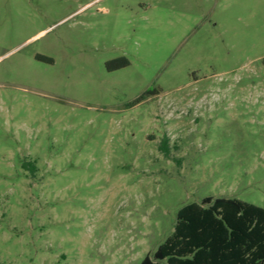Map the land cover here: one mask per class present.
Segmentation results:
<instances>
[{
  "label": "rangeland",
  "instance_id": "obj_1",
  "mask_svg": "<svg viewBox=\"0 0 264 264\" xmlns=\"http://www.w3.org/2000/svg\"><path fill=\"white\" fill-rule=\"evenodd\" d=\"M206 197L264 208V0H0V264H141Z\"/></svg>",
  "mask_w": 264,
  "mask_h": 264
},
{
  "label": "trees",
  "instance_id": "obj_2",
  "mask_svg": "<svg viewBox=\"0 0 264 264\" xmlns=\"http://www.w3.org/2000/svg\"><path fill=\"white\" fill-rule=\"evenodd\" d=\"M117 64L122 68L130 62ZM153 94L147 90L139 101ZM141 264H264V208L224 197L185 205L172 234Z\"/></svg>",
  "mask_w": 264,
  "mask_h": 264
},
{
  "label": "flooded vegetation",
  "instance_id": "obj_3",
  "mask_svg": "<svg viewBox=\"0 0 264 264\" xmlns=\"http://www.w3.org/2000/svg\"><path fill=\"white\" fill-rule=\"evenodd\" d=\"M41 56H42V55H38V56H37V59H39V60H44V59L41 58Z\"/></svg>",
  "mask_w": 264,
  "mask_h": 264
}]
</instances>
